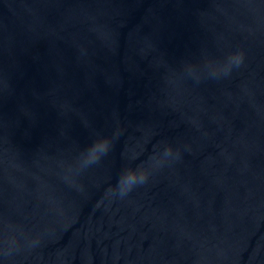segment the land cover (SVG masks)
Wrapping results in <instances>:
<instances>
[{"label": "water", "instance_id": "95a60500", "mask_svg": "<svg viewBox=\"0 0 264 264\" xmlns=\"http://www.w3.org/2000/svg\"><path fill=\"white\" fill-rule=\"evenodd\" d=\"M0 264H264V0H0Z\"/></svg>", "mask_w": 264, "mask_h": 264}, {"label": "clouds", "instance_id": "9594fccd", "mask_svg": "<svg viewBox=\"0 0 264 264\" xmlns=\"http://www.w3.org/2000/svg\"><path fill=\"white\" fill-rule=\"evenodd\" d=\"M96 144L93 145L91 152L95 149ZM107 148V145L105 149ZM147 177V173L144 171L137 172L136 170L126 171L118 180V187L122 193H126L131 190L138 182H143Z\"/></svg>", "mask_w": 264, "mask_h": 264}]
</instances>
